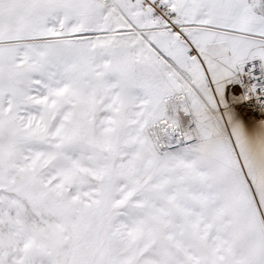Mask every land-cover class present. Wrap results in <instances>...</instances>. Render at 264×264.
I'll return each mask as SVG.
<instances>
[{
    "label": "snow or ice",
    "instance_id": "6c2138e0",
    "mask_svg": "<svg viewBox=\"0 0 264 264\" xmlns=\"http://www.w3.org/2000/svg\"><path fill=\"white\" fill-rule=\"evenodd\" d=\"M0 264H264V0H0Z\"/></svg>",
    "mask_w": 264,
    "mask_h": 264
}]
</instances>
